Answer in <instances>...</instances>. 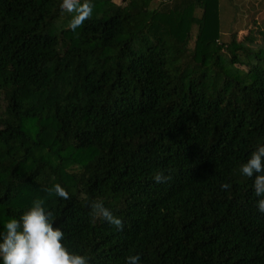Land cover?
Returning <instances> with one entry per match:
<instances>
[{"label":"trees","instance_id":"trees-1","mask_svg":"<svg viewBox=\"0 0 264 264\" xmlns=\"http://www.w3.org/2000/svg\"><path fill=\"white\" fill-rule=\"evenodd\" d=\"M167 1L91 0L72 31L62 0H0V226L41 199L90 264H264L239 171L264 145V32L221 42L219 0Z\"/></svg>","mask_w":264,"mask_h":264},{"label":"clouds","instance_id":"clouds-1","mask_svg":"<svg viewBox=\"0 0 264 264\" xmlns=\"http://www.w3.org/2000/svg\"><path fill=\"white\" fill-rule=\"evenodd\" d=\"M62 10L74 13L67 25L75 31L92 15L91 0H62ZM240 173L253 181V190L259 198L256 207L264 213V145L253 150L239 169ZM155 180L162 182L169 177L162 171L155 174ZM229 188L228 183L221 185ZM52 190L62 199H69V191L60 183ZM93 212L114 226L117 230L124 227L121 217L105 205L103 200L90 204ZM0 264H90V257L74 250L67 243L65 232L55 223L53 213L48 210L41 199L32 202L23 213L2 222L0 226ZM125 264H140L139 254L125 257Z\"/></svg>","mask_w":264,"mask_h":264},{"label":"crops","instance_id":"crops-1","mask_svg":"<svg viewBox=\"0 0 264 264\" xmlns=\"http://www.w3.org/2000/svg\"><path fill=\"white\" fill-rule=\"evenodd\" d=\"M181 1L175 0L174 4L170 6L176 7L175 12L177 14H183L184 10L191 5V0ZM193 13L199 16L201 10L196 8ZM253 18L259 23H264V0H219V20L221 23H251ZM230 32L228 31V33Z\"/></svg>","mask_w":264,"mask_h":264},{"label":"rangeland","instance_id":"rangeland-1","mask_svg":"<svg viewBox=\"0 0 264 264\" xmlns=\"http://www.w3.org/2000/svg\"><path fill=\"white\" fill-rule=\"evenodd\" d=\"M160 0H153L152 2V6H151V11L154 10V6H157L159 4ZM175 0H168L166 3H164V7H170L172 4H174ZM172 9V11H175L176 7L172 6L170 7ZM153 9V10H152ZM169 12V11H168ZM176 13V12H175ZM73 14V13H72ZM71 13H67L65 14L62 19H61V23L65 26L68 25L71 16ZM172 14V13H170ZM177 14V13H176ZM254 18L252 19L251 23H239V24H224L222 23V29L223 32L226 34L224 36H222L221 38V42L225 41V42H230V40L232 38H235L238 42H244V43H248L250 46H256L258 44H260V42L262 41V35L264 32V23L262 22H257L256 20H254ZM228 26H230L228 28ZM193 35H194V39L192 38V43L196 44L195 46H197L199 40H196V36H197V26L193 25ZM230 29V30H226V29ZM164 29V28H163ZM228 31H231V33H227ZM46 136L50 137V133L48 132L46 134Z\"/></svg>","mask_w":264,"mask_h":264}]
</instances>
